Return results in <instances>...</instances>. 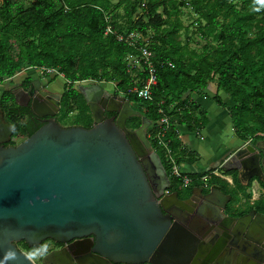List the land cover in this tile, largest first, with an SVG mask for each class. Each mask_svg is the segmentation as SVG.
I'll return each instance as SVG.
<instances>
[{"label": "water", "instance_id": "1", "mask_svg": "<svg viewBox=\"0 0 264 264\" xmlns=\"http://www.w3.org/2000/svg\"><path fill=\"white\" fill-rule=\"evenodd\" d=\"M17 90L12 91L15 103L27 107L31 88ZM78 92L93 121L89 128L63 127L55 114L32 111L46 117L43 125L30 136L12 139L0 105V264H34L17 249L20 242L37 247L47 240L63 244L87 237L93 239L92 251L110 264L211 263L214 253L203 246L205 227L217 228L221 216L228 220L224 226L231 234L241 227L240 219L221 215L228 197L212 187L200 195L193 211L183 205L194 200L190 194L173 193L176 208L193 213L195 225L174 219L163 195L168 178L147 139L149 121L131 131L126 120L138 114L125 97L111 96L100 84ZM104 113L115 116L105 118ZM261 152L264 149L248 143L218 168L235 172L242 187H254V178L264 183ZM208 206L216 208V218L208 217ZM247 216L253 218L247 232L264 228V214ZM245 237L254 245L261 243ZM229 257L222 260L229 262Z\"/></svg>", "mask_w": 264, "mask_h": 264}, {"label": "trees", "instance_id": "2", "mask_svg": "<svg viewBox=\"0 0 264 264\" xmlns=\"http://www.w3.org/2000/svg\"><path fill=\"white\" fill-rule=\"evenodd\" d=\"M13 1L2 0L0 5V81L27 67H36L56 69L70 83H115L117 94L147 108L146 119L151 124L161 118L159 111L169 117L166 139L173 152L180 154L176 156L178 164L185 156L178 128L186 126L190 132L199 133L207 124L205 111L190 94L202 96L208 83H214L217 91L234 103L228 107L217 95L207 97L228 111L238 139L254 140L258 136L256 128L264 134V0H242L239 7L229 0H190L198 15L197 31L215 43L207 44L202 53L172 42V35L182 28L179 15L183 5L177 0H143L146 22L133 19L141 0H118L115 5L114 0H32L27 8L14 7ZM120 7L122 16L115 12ZM159 8L160 15L156 13ZM108 27L113 34L105 35ZM133 32L141 37L149 32L153 35L152 41H147L155 57L156 84L151 89V101L126 96L129 89L140 87L148 78L145 70L132 67L126 60L136 53L116 39V35ZM69 87L61 97L66 109L77 107L82 115L89 112L82 95ZM8 95L2 98L5 110L10 108ZM11 119L16 136L25 135L23 120ZM133 119L134 127L140 126V120ZM76 126L90 125L82 122ZM148 139L153 150L160 152ZM263 204L259 209L264 208Z\"/></svg>", "mask_w": 264, "mask_h": 264}, {"label": "flooded vegetation", "instance_id": "3", "mask_svg": "<svg viewBox=\"0 0 264 264\" xmlns=\"http://www.w3.org/2000/svg\"><path fill=\"white\" fill-rule=\"evenodd\" d=\"M89 83H92V85L87 86L88 83L77 85L78 87L77 90H79L80 87L87 88L95 84L94 82H89ZM65 86L66 84H64V88ZM30 88L33 92V98L29 100V105L27 107H19L15 103L12 91L18 89L16 91V94H18L20 89L28 91ZM7 93L9 94L8 96L11 97V101L8 102L10 108L5 110L3 109L4 107L2 104V98ZM44 93H47L48 95H44ZM50 95H58V94L46 91L45 88L41 85L40 78L33 77L31 74L29 76L25 75L15 88L0 91V105L2 111L5 114L4 115L5 120L11 126L12 139L19 138L15 134L16 131L13 127V123L11 122L12 117L14 119H17L18 122L23 120L21 124L26 131L25 135L23 136L32 135L38 128H40L43 125V120L46 118V117H40L36 115V113H32V111H37L39 113H42L43 115L49 113L55 114L54 118L57 121L56 114L57 112H59L58 110L61 107L62 95H60L59 99H56L54 96H50ZM110 95L116 96L115 93ZM19 100L21 102L25 101L22 99ZM12 108L14 109V112L10 113V111H12L11 110ZM104 116L105 118H111L114 117L115 114L104 113ZM134 117L139 118L140 126L138 127L133 126L132 124L133 122H131V120ZM143 121L146 122V120H144L142 117L140 118L138 115L133 116L126 120L125 126L127 129L131 131H136L141 127ZM91 126L92 125H90V127ZM30 132L32 134H30ZM258 137L260 139H258ZM250 143L252 145H255L257 148L264 149V134L258 135L257 138L252 140ZM261 154H264V152L263 153L261 152ZM160 161L163 172L165 173L169 181V188L167 189L168 193L164 194L165 190L163 191V195H166L168 197V201L170 203V206L168 207L169 214L173 216L174 219L178 218L183 222L190 223L191 225H195L193 223L194 222L193 213H189L188 211L187 212L180 211L178 208H176L177 205L175 206L174 203L175 201L172 199V195L173 193L187 194V195L190 194L194 200H190L189 202H186V204L183 205H185V207L188 210L196 211V206H198L202 200L201 199L202 197L200 195L209 193L210 189H212V187L214 186L209 185L210 180L207 181L205 186L204 183H202V185L191 183L190 185L185 187H183L180 184L179 186H176L177 184L173 186L172 185L173 182L169 179L168 176V170L161 158ZM231 180L233 184L235 180L238 183L236 176L235 178L232 177ZM253 181H256V178L252 179L250 183ZM162 184H164V182H162ZM238 185L241 187L239 183ZM257 185L260 188H264V183L258 181ZM249 187L250 185L242 188L248 189ZM225 196L228 197L227 199L229 200V202L227 201V203L225 204L223 202L221 203V200L218 202L225 205V211L221 212V215L240 219V221L238 222H240L241 227L240 229L239 227H237V231L235 232V234H231L229 232V229H227L224 226L225 225L224 223H226L228 220L223 219V217L220 215L222 218L219 220L221 226L219 225L218 227L216 226L217 228H213L212 226L213 224H210V226L205 227L206 229L204 228L205 232L207 231V234L205 235L206 238L203 240L204 242L203 246L204 247L205 245L209 246V251L214 253L211 256L212 262L209 264H264V228L260 229L256 234L251 233L249 231L247 232V228H248L247 226L249 224V221L253 220V218L251 219V216L248 217L247 215L250 213H257V212L261 214L264 213L259 211V208L255 206L256 205L255 203H252L249 206L235 204L237 207L233 209L234 213H232L233 211H231L230 204L233 195L227 194ZM212 199L217 202L216 198H212ZM260 209H263L262 206ZM207 211L209 218H212V216L216 218L215 215L216 213L214 214L216 208H214L213 206H208ZM241 230H243V232H239ZM245 236L260 241L261 242L260 245H254L250 243L249 242L250 239L246 238ZM92 243H93V239L91 237H87L83 239H73L63 244H57L54 243L53 241L47 240L45 242H42L37 247H28L25 243L20 242L16 244V247L19 251L27 254L31 258L34 264H110L105 259H103L102 257H100L99 255H97L92 251ZM44 247L46 249L44 252H42ZM224 255L230 256L229 262L222 260V256Z\"/></svg>", "mask_w": 264, "mask_h": 264}, {"label": "rangeland", "instance_id": "4", "mask_svg": "<svg viewBox=\"0 0 264 264\" xmlns=\"http://www.w3.org/2000/svg\"><path fill=\"white\" fill-rule=\"evenodd\" d=\"M117 1L118 0H114L112 2V4L115 5L117 3ZM241 1L242 0H229V2H231L236 7H239ZM143 2H144L143 0L140 1V7L137 10V12L135 13V15L133 16L134 21L138 18L143 19L144 22L147 21L146 18H143V16H144V12L142 11ZM31 3H32V0H14L13 1L14 7L21 5L24 8H27L30 6ZM177 3H181L180 5H183L180 8L181 13L179 15V20L182 23V28L179 29L175 34L172 35V38H171L172 42L180 45L181 47H186L189 50H193L196 53H202L204 47L207 44L215 45V43L211 39L208 40L204 36H202L203 33L201 31H197L198 25L196 24V21L198 19V15L194 12V10L191 6V1L190 0H177ZM1 4H2V0H0V5ZM248 11L251 12V10H248ZM115 12H116V14L122 16V14H123L122 7L117 9ZM253 12H256V11H253ZM156 13H158L159 15L162 14L161 8L157 9ZM257 18H259L258 15H257ZM203 25H204V22H201V26H203ZM152 36H153L152 32H149L148 36H146V37L143 36L144 38H142V39H143L144 43L147 44V41H148V43H150L149 41H152L151 40ZM160 45H163V47H168L166 44L160 43ZM129 63L132 67H135L136 69L139 70V68H138L139 65H138L136 59H130ZM30 74L33 77H39L40 78L41 85L45 88V90L51 89L49 87L50 86L52 87V85H53L54 88H52V90L55 92L57 91L56 94H58V95H62L65 92L66 88L67 89L70 88V87H66V86L64 88V84H66V81L63 79L62 75H60L59 73L55 74V72H53L50 74L40 75L39 71L32 72L30 70L24 71V69H22L21 71L15 73L13 77L1 80L0 81V91L15 88L25 75L29 76ZM16 75H17V77H16ZM136 82H138V79L134 81V83H136ZM95 84H100V86L110 94L115 93L116 96H122L121 94H117L115 83L100 82V83H95ZM95 84H93V85H95ZM90 85H92V83L88 82L87 86H90ZM72 88L77 90L78 87H77V85H73ZM226 105L228 106V104H226ZM232 106H234V103L230 102L228 107H232ZM130 107L133 111H135L138 114V116L140 118L142 117L144 120L147 121V119H146V113H147L146 109L147 108L145 106L140 105V104H136V103L135 104L130 103ZM58 111L59 112H57L56 118H57V121L59 122V124L63 127L76 126L77 124H80L82 122H83V124L88 123L89 125H92V118H91L90 112H85L84 115H82L80 113L79 109H77V107H73V109L71 111H68L63 102L61 103V107ZM196 116L198 117V112L196 113ZM138 120H139V118H138ZM134 121H135V119L131 120V122H133L132 123L133 126H134ZM150 126H151V123L149 122V127L147 128L146 132L150 131ZM178 129H180V128H178ZM256 133H258V135H261L257 128H256ZM148 138H149V135H148ZM258 139H260V138L258 137ZM249 140H251V139L249 138L246 141H242V142L245 143ZM155 152L160 153L157 149L155 150ZM173 153L175 155V161H176V156H178V155L175 152H173ZM161 157H162V154H161ZM162 159H163V157H162ZM163 161H164V159H163ZM187 161H190V160H187ZM176 164H178V163L176 162ZM219 175H221V176L230 175V176L235 178L236 173L235 172H229V171H222L221 169H219ZM200 178H203L202 174L196 175V177H194L193 179H200ZM208 180H211L210 182H212V183H217V181H215L213 179H208ZM195 183L198 185H202L203 182H201L199 180ZM253 184H254V187H258L256 184V181H253ZM252 188H253L252 186H250L248 189L242 188V186L240 187L235 180L234 181V188L232 189L233 192L229 191V193L231 195H233L230 206H234L235 204H241L244 206H249L252 203H256L255 206L258 207L261 204H263L264 199L259 200L258 202H255L254 199L256 197L252 193ZM262 189H264V188H262ZM259 211L264 213V208L259 209ZM45 249L46 248L44 247L42 252H44ZM35 254H37V253H35Z\"/></svg>", "mask_w": 264, "mask_h": 264}, {"label": "crops", "instance_id": "5", "mask_svg": "<svg viewBox=\"0 0 264 264\" xmlns=\"http://www.w3.org/2000/svg\"><path fill=\"white\" fill-rule=\"evenodd\" d=\"M49 88H51L49 89L50 91H46L57 93V91L52 90L54 88L53 85ZM202 93V96L191 93L190 97L205 111L207 124L199 133L190 132L186 126L179 127L178 139L182 145L181 149L185 151V156L182 160L184 162H180L179 167L189 177H196V175L202 174L203 177L209 175L212 178L219 179L217 183H212L210 180L209 185L219 188L221 193L227 195L234 188L232 177L230 175H219L218 166L236 149L245 146L247 142L243 143L234 135L228 111L218 107L207 98L217 95L222 99L223 103L229 106L231 102L229 97L222 91H217L214 83H208L207 88L202 90ZM4 121L7 123L5 116ZM0 125L4 124L0 121ZM252 193L256 197L254 199L255 202L264 199V190L259 186L253 187ZM231 207L235 208L237 206ZM233 208L231 211H233Z\"/></svg>", "mask_w": 264, "mask_h": 264}, {"label": "built area", "instance_id": "6", "mask_svg": "<svg viewBox=\"0 0 264 264\" xmlns=\"http://www.w3.org/2000/svg\"><path fill=\"white\" fill-rule=\"evenodd\" d=\"M113 34L112 28L108 27L105 31V35ZM116 39L119 42L124 43L130 49H132L136 55H128L126 60L130 61V59H136L138 63V68L140 71H146L148 78L143 82V84L138 86H133L126 93V96H135L136 98L143 101H151L152 100V87L156 84V75H155V57L154 54L148 48V44L144 43L142 37L136 33H130L127 36L116 35ZM144 43V44H143ZM168 66H171L170 63H167ZM30 70L32 72H40L42 74H50L55 72L58 74V70L56 69H48V68H36V67H28L24 69V71ZM92 81H82L76 83L66 82V87L73 85H82ZM136 84V83H134ZM125 97L124 94H121ZM126 98V97H125ZM162 115L161 118L155 123L151 124L150 131L152 134H149V138L151 141L155 143L157 148L162 153V157L164 159V164L168 170L169 179L174 182L182 185L183 187L190 185L191 183H195L197 181H201L206 185L208 179L211 176H206L200 179H193L191 177H187L181 170L178 164H176L173 150L171 149L168 140L166 139V135L169 130V117L164 114L162 111H159ZM251 140L247 141L246 144L250 143ZM155 151V150H154ZM213 176V175H212ZM197 180V181H196ZM168 190H165L164 194H167Z\"/></svg>", "mask_w": 264, "mask_h": 264}, {"label": "bare ground", "instance_id": "7", "mask_svg": "<svg viewBox=\"0 0 264 264\" xmlns=\"http://www.w3.org/2000/svg\"><path fill=\"white\" fill-rule=\"evenodd\" d=\"M18 75V74H17ZM17 75H16V77H17Z\"/></svg>", "mask_w": 264, "mask_h": 264}]
</instances>
